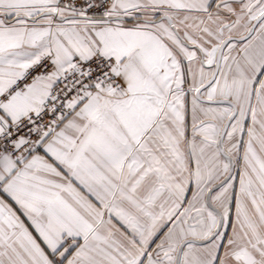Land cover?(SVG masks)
<instances>
[{
	"label": "snow or ice",
	"instance_id": "obj_1",
	"mask_svg": "<svg viewBox=\"0 0 264 264\" xmlns=\"http://www.w3.org/2000/svg\"><path fill=\"white\" fill-rule=\"evenodd\" d=\"M0 264H264V0H0Z\"/></svg>",
	"mask_w": 264,
	"mask_h": 264
}]
</instances>
